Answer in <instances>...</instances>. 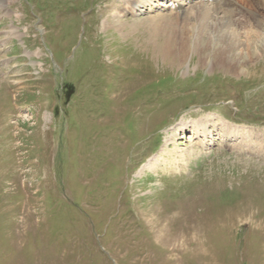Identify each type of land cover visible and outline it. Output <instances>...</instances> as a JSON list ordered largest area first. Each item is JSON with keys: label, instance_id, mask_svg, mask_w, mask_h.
I'll return each instance as SVG.
<instances>
[{"label": "rangeland", "instance_id": "374dc122", "mask_svg": "<svg viewBox=\"0 0 264 264\" xmlns=\"http://www.w3.org/2000/svg\"><path fill=\"white\" fill-rule=\"evenodd\" d=\"M0 2V30L21 34L0 59L31 51L26 87L0 91V264H264V30L230 25L261 41L239 74L192 54L181 20L104 28L121 0ZM165 44L190 49L166 61ZM227 121L263 149L226 145Z\"/></svg>", "mask_w": 264, "mask_h": 264}, {"label": "bare ground", "instance_id": "6f19581e", "mask_svg": "<svg viewBox=\"0 0 264 264\" xmlns=\"http://www.w3.org/2000/svg\"><path fill=\"white\" fill-rule=\"evenodd\" d=\"M253 1L261 4L259 5L260 9L264 8V0H121L120 4H115V7H111L109 9L110 13L105 17L104 20H102V25L104 28H109L114 26L117 22H121L123 20L122 17H126L127 15L129 16L150 12H155L158 15L160 13L161 18L164 20H167V18L169 20H181L183 24L182 26L177 28H179V30L183 32V35H188L191 39L193 46L192 54L198 53L199 55H202L203 53H214L215 57H213L214 60L212 64L221 65L228 70L235 71L239 74H244L248 71L247 67H244L245 64H247L246 62L259 55L258 51L261 47V41L259 40L260 43L258 40L254 42H247L243 40L241 41L239 39L240 37L238 38L237 36L238 31H236V29H234L235 32L232 31L230 25H233V27L240 25V29H246L247 32L250 33V35H255L259 30H264V13H262V17L259 19L257 18V13L260 10L245 9L242 5H240V3L243 2ZM123 4L125 5L123 6ZM0 5L5 6L3 2H0ZM193 15L195 16L193 17ZM225 18H227L228 22L225 20ZM2 19L0 20V22L2 21ZM249 19H254V24L252 21H249ZM192 20H194V27L188 25L190 23H193ZM234 21H236L237 24L234 23ZM165 24L173 25L172 23ZM157 31H161V29H158ZM20 36V32H18V30L14 27H9L7 30H5V36L0 39V53L8 48V43L12 40V38H17ZM189 38L187 39L186 37H184L186 42H188ZM212 40H215V42H212ZM188 46H186V48L185 46L182 47L183 50H189L190 46ZM157 50L160 51V56L166 61L180 62L177 57H179V54H184L183 50L170 49L166 44L165 46ZM25 53L27 55H30L31 51H27ZM172 54L175 57H173ZM5 56L6 57L0 59V91L2 84L7 83L8 88H14V93H16L19 89L25 86V76L21 73L23 71L24 65H21V63L18 62V58L20 57V55H14L11 58L7 55ZM205 57H207V55ZM9 59L13 60V64H9ZM199 61L200 64L203 65L207 64L208 62V65H212V60L206 61L204 58H201L199 59ZM2 92L4 93V91ZM5 93L10 94V91H5ZM226 123L227 122H225L223 130L224 133L227 134L228 132L231 137H235V140L240 139V150L246 149L254 153L258 152L259 149H263L261 141L259 145L257 144V142L250 143L252 138H246L247 136L244 133H233L232 131L230 132L228 131V129H225V127H230L229 124ZM199 124L200 123H195V126H199ZM200 132L202 133V137L204 138V140H206L203 142H208L209 138H213L215 135V131H211L210 125L208 123H205L201 126ZM247 140H249V143H245ZM169 153H173V150H171ZM162 154L163 149L161 150V155ZM160 160L159 154H156L153 157L149 158L144 168H155Z\"/></svg>", "mask_w": 264, "mask_h": 264}, {"label": "crops", "instance_id": "0c3cea01", "mask_svg": "<svg viewBox=\"0 0 264 264\" xmlns=\"http://www.w3.org/2000/svg\"><path fill=\"white\" fill-rule=\"evenodd\" d=\"M6 30H7V29H6ZM1 31H4V32H5V29L0 30V32H1ZM4 36H5V35H4Z\"/></svg>", "mask_w": 264, "mask_h": 264}]
</instances>
